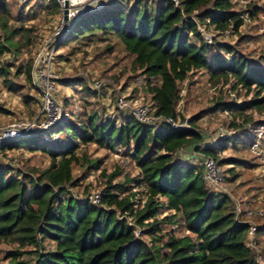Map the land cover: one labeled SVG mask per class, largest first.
I'll return each instance as SVG.
<instances>
[{"label":"trees","instance_id":"obj_1","mask_svg":"<svg viewBox=\"0 0 264 264\" xmlns=\"http://www.w3.org/2000/svg\"><path fill=\"white\" fill-rule=\"evenodd\" d=\"M178 1L179 6L172 0H113L102 8L94 4L73 24L61 46L87 37L116 38L132 69L144 77L155 115L161 117L179 119L180 85L190 74L208 71L214 86L251 96L240 105L219 99L212 112L224 110L242 118V124H232L236 128L253 123L248 112L264 113V59L250 60L216 39L209 43L198 30V25H207L220 34H238L241 12L231 0ZM8 12L0 1V57L11 50L19 53L23 46L15 38H22L25 29L11 28L3 16ZM34 63L30 61L26 70L32 82ZM84 90L98 95L88 82ZM203 114L194 116L187 128L148 126L132 118L120 124L115 119L104 122L97 114L78 126L63 118L49 130L3 144L9 151L26 145L48 155L50 164L13 175L12 168L0 167V264L3 255L10 264H261L247 246L250 226L238 222L234 201L228 194L211 192L202 172L187 158L205 144L202 153L218 165L236 163L219 161L218 147L204 141L198 126ZM90 143L111 151L126 149L140 170L131 182L115 183L116 175L109 176L99 206L71 192L81 184L74 176L76 166L101 169L100 161L78 154ZM131 183L145 189L141 207ZM165 209L173 214L162 218ZM180 222L187 235L163 233L162 225ZM145 234L152 238L150 243L141 238ZM257 237L264 240V224ZM3 245L13 250L5 252Z\"/></svg>","mask_w":264,"mask_h":264},{"label":"rangeland","instance_id":"obj_2","mask_svg":"<svg viewBox=\"0 0 264 264\" xmlns=\"http://www.w3.org/2000/svg\"><path fill=\"white\" fill-rule=\"evenodd\" d=\"M0 1L5 2L9 9L8 14L3 15L8 19L9 26L13 29H25L22 38L20 36L15 38L16 41L22 42L20 52L11 50L0 57V70L6 71V75L0 74V106L3 108V112H0V131L21 122L41 124L45 119L44 97L34 82L28 78L26 70L30 61L35 60L36 63L39 53L47 44L48 51L53 54L52 72L58 77L55 86L61 108L59 122L67 118L80 126L87 123L91 115L97 114L99 120L105 122L115 119L120 124L132 118L129 110L119 109L117 100L120 96L126 98L128 104H151V97L145 89L144 77L132 69L130 57L116 38L87 37L78 39L68 46H61L67 32L56 37L60 30L61 15L51 0H43L28 6L21 5L17 0ZM112 1L100 0L96 4L97 8H102V4L107 5ZM231 1L234 10L238 12L257 7L259 14L251 24H245L238 34L225 36L213 28H208V33L221 43L235 46L250 60L264 59V0H250L248 6L238 3L237 0ZM109 46H113L112 51L109 50ZM82 78L83 82H76ZM66 81L75 82L67 84L64 83ZM95 81H102L104 87L98 91L97 96H90L84 90V86L87 82L90 85ZM180 89L181 101L177 107L180 120L190 122L194 116L204 113L198 123L200 131L205 134L204 141L207 144L213 143L212 146L215 148L218 147L219 161H236L235 164L226 163L221 166L227 178L224 185L226 194L234 201L235 207L261 208L264 211V166L252 150V144L258 142L264 153V113L248 112L253 115V123L236 128L232 124L237 126L242 124V118L238 119L224 110L212 112L219 99L240 105L251 96H245L243 91L234 92L222 84L214 86L210 82L208 71L201 70L190 74L187 81L180 85ZM36 133L38 132H33L32 135ZM65 136V133L61 135L62 138ZM23 138L25 137L18 139ZM2 147L0 144V167L12 168V175L18 172L29 173L33 169L44 170L50 164L48 155L32 152L26 145L11 151ZM203 149L204 147H197L191 153L196 154ZM78 154L82 158L102 163L100 170L90 171L87 165L75 167L74 176L81 180V184L71 189V192L81 198L90 193L101 192L109 176L115 174L114 182L123 183L127 180L131 182L140 174L135 161L124 148L111 151L105 145L90 143L82 145ZM131 184L133 186L131 193L137 194V206L141 207L145 202V189L136 188L135 183ZM172 214L165 209L161 217ZM254 222L260 226L264 224V217L257 218ZM162 229L163 233L173 231L177 237L188 234L181 222L164 224ZM141 238L147 243L152 239L146 234L141 235ZM2 247L5 252L13 250V246L10 245ZM258 250L264 258L263 239H258ZM3 256L2 264H10L5 255Z\"/></svg>","mask_w":264,"mask_h":264},{"label":"built area","instance_id":"obj_3","mask_svg":"<svg viewBox=\"0 0 264 264\" xmlns=\"http://www.w3.org/2000/svg\"><path fill=\"white\" fill-rule=\"evenodd\" d=\"M21 5L28 6L31 4H37L42 2L43 0H17ZM60 9V30L57 33L56 37L64 32H69L70 28L73 24L81 18L94 4L99 3L100 0H55ZM176 6H179L178 0H172ZM238 3L244 4L246 6L249 5L250 0H237ZM67 10L68 20L67 22L64 20V11ZM259 14V10L257 7L250 8L245 12H241V19L243 21V26L245 24H251L256 15ZM208 28H213L214 26L208 27L207 25H198V30L202 34V36L206 39L207 42L211 43L214 39L208 33ZM230 31L225 32L223 35L229 36ZM49 44H47L44 49L39 53L36 62L39 59V56L42 52L45 51L42 62L39 66L38 75H39V85L34 84L38 87L42 96L44 97V106H45V119L40 124L36 123H26L21 122L18 124H12L4 130L0 131V144L3 145L7 142L16 140L18 138L30 136L33 132H39L42 130H49L53 128L60 120L61 108L59 104V95L58 90L55 86V81L58 79L56 74L52 72L53 65V54L48 51ZM36 64V63H35ZM34 79V75H33ZM95 91H99L102 87H104V83L102 81H95L89 85ZM117 104L119 109L121 110H129L131 113L132 119L136 121L148 125V126H164L168 125L172 128H187L189 127L188 120H180L172 117H161L156 116L155 111L151 104H128V101L123 96H120L117 100ZM55 139V137H54ZM215 142V140L213 141ZM205 145V144H204ZM207 145H213L207 144ZM206 146V145H205ZM200 145V147H205ZM252 150L257 155L261 165L264 166V153L261 151L260 144L258 142H254L252 144ZM180 153L183 154V149L180 150ZM192 158L190 163L193 166L198 167V169L202 172V176L211 192L216 193H224L227 191L224 189V185L226 183V176L221 166L215 161V159L204 155L202 152L192 154ZM78 199L89 202L92 205L99 206L101 204V194L90 193L84 197L76 196ZM237 220L239 223L248 224L250 226V231L248 234V243L247 246L255 251L258 256V262L264 264V258L260 254L258 250V237L257 230L259 225H257L254 220L257 218L264 217V211L261 208H240V206H236Z\"/></svg>","mask_w":264,"mask_h":264},{"label":"water","instance_id":"obj_4","mask_svg":"<svg viewBox=\"0 0 264 264\" xmlns=\"http://www.w3.org/2000/svg\"><path fill=\"white\" fill-rule=\"evenodd\" d=\"M67 14H68V12H67V10H65V11H64V20H65L66 22H67V20H68ZM44 54H45V51L42 52V53L40 54L39 59H38V61L36 62L35 66H34V69H33V75H34V80H35V84H36V85H39V75H38V70H39V66H40V64H41V62H42V59H43V57H44Z\"/></svg>","mask_w":264,"mask_h":264},{"label":"crops","instance_id":"obj_5","mask_svg":"<svg viewBox=\"0 0 264 264\" xmlns=\"http://www.w3.org/2000/svg\"><path fill=\"white\" fill-rule=\"evenodd\" d=\"M188 155H189V154H188ZM188 155H187V156H188ZM187 158H188L189 160H191L192 156L190 155V156H189V157H187Z\"/></svg>","mask_w":264,"mask_h":264}]
</instances>
